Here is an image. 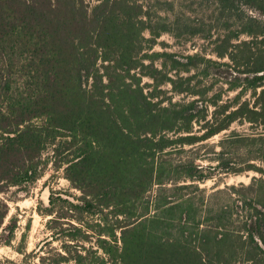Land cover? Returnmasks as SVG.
I'll list each match as a JSON object with an SVG mask.
<instances>
[{"label":"trees","instance_id":"16d2710c","mask_svg":"<svg viewBox=\"0 0 264 264\" xmlns=\"http://www.w3.org/2000/svg\"><path fill=\"white\" fill-rule=\"evenodd\" d=\"M163 34L214 43L238 67L233 100L201 85L217 61L153 50ZM233 122L264 130V0H0V193L48 164L80 193L48 210L31 259L0 264H264V131L230 130L200 154ZM250 170L247 184L199 186ZM103 210L114 221L92 242L85 215ZM7 212L0 198V228Z\"/></svg>","mask_w":264,"mask_h":264},{"label":"rangeland","instance_id":"374dc122","mask_svg":"<svg viewBox=\"0 0 264 264\" xmlns=\"http://www.w3.org/2000/svg\"><path fill=\"white\" fill-rule=\"evenodd\" d=\"M193 8H197L198 12L196 11L195 13H197L199 18L207 20L205 18H207L209 14V9H207L206 6L199 7L198 9V6L196 7V5H194ZM240 39H248V37L246 35H241ZM157 42L153 50L175 52L179 57L199 52L201 56L220 63L209 64L207 75L201 78V85H205L209 88V95L220 92L222 94V103L232 101L237 92L241 90L240 88L236 90H227L228 82L231 80L232 76L236 74L235 69L238 67L227 57H217L214 49L215 44L211 43L209 39H203L200 36H193L190 38L181 37L177 39L170 34H163L158 38ZM225 62L228 64H221ZM199 76L200 75L197 77L199 78ZM143 82L150 83L151 80L144 77ZM162 89L164 90L162 96L172 97L173 100H187L190 98L186 94L179 95L174 93L169 84L163 85ZM241 96L242 100L251 98L250 92L247 90L244 91ZM211 110H213V107H210V112ZM230 130H236L240 133L247 134L264 131L262 127L252 126L247 122L242 124L240 122H233L229 129L223 130L219 134L206 140L203 148L204 151L202 150L200 154H206V152L214 149L217 141L224 134H228ZM215 149L218 150L217 147ZM203 163L205 164L206 162ZM255 164L261 166L258 160H255ZM253 176H259V174L253 170L237 174L219 173L199 183V186L208 191H212L232 184H247L251 181ZM79 194L78 190L71 187L69 181L64 177L63 170H56L51 164L47 165L43 175L36 181L26 185L12 186L4 190L3 193H0V198L4 199L8 205V212L0 228V262L12 260L21 263L26 255L31 259L32 255H35V252L43 245V240L51 236V231L47 229V222L52 218V215L47 213L48 210H53L54 214L63 212V210H66L63 206L68 205L66 202H63V199L69 196L77 197ZM52 196L55 200L53 203H50L49 198ZM106 216L109 223L114 221V217L109 210H103L102 213L85 215V219L92 226L89 227L92 236L90 240L92 242H95V233L100 229L98 224L101 226L106 224L105 221H103V218ZM8 223L12 225L13 231L9 237H6L4 234H7L8 230L3 228ZM51 242L53 247H60L62 244V240L60 241L59 239L56 241L52 240ZM84 246L88 247L89 243H85ZM32 260L37 262V258H33Z\"/></svg>","mask_w":264,"mask_h":264}]
</instances>
